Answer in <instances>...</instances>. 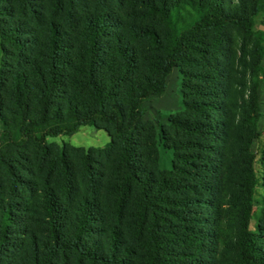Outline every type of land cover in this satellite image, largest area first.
<instances>
[{
  "label": "trees",
  "instance_id": "trees-1",
  "mask_svg": "<svg viewBox=\"0 0 264 264\" xmlns=\"http://www.w3.org/2000/svg\"><path fill=\"white\" fill-rule=\"evenodd\" d=\"M261 1L253 0L248 17L235 12L232 0L144 1L145 14L159 18L164 31L148 24L130 28L131 34L147 43L142 53L130 44L128 33L114 16L104 13L86 17L76 49L62 39L55 24L49 29L45 53L37 50L33 36L19 34L22 29L17 23L6 22L0 27L2 45L9 44L14 51L12 65L0 64V117L4 119L0 167L9 177L7 191L17 198L1 207L0 264H50L71 253L76 261L88 264H135L133 251L124 245L117 230H111L102 244L91 240L97 205L90 198L79 201L73 228L66 229L63 218L67 209L48 185L41 204L46 238H29L26 257L6 259L13 228L22 226L26 217V199L22 197L27 192L32 196V182L47 180V174L57 171L68 195L74 187L69 159L52 153L47 137L73 134L88 123L105 129L119 148L116 167L122 176L115 188L116 209L121 211L136 190L135 225L145 234L140 264H210L208 258L221 241L222 230L215 226L225 205L238 211L235 264H264V235L249 228L255 184L252 155L236 180L235 191L229 192L223 183L234 125L229 111L236 106L237 95L221 63L208 60L204 47L211 34L213 46L220 47L228 24L251 33ZM73 2L67 0L70 12ZM187 9L196 17L180 23L179 13ZM8 15L7 5H0V16ZM195 66H199L192 73L196 86L188 77L182 86L184 108L191 118L169 119V128L182 139L168 137L162 128V138L173 150L174 159L171 176L156 180L140 159L144 101L163 94L173 68L182 67L189 75L187 68ZM3 92L10 101L8 116ZM258 99L255 85L241 114L254 134L264 116ZM9 149H33L39 171L28 167L19 173L6 156ZM208 156L215 157L212 166L196 169L198 161ZM24 234L29 236L28 231ZM191 254L193 257L188 256Z\"/></svg>",
  "mask_w": 264,
  "mask_h": 264
},
{
  "label": "rangeland",
  "instance_id": "rangeland-1",
  "mask_svg": "<svg viewBox=\"0 0 264 264\" xmlns=\"http://www.w3.org/2000/svg\"><path fill=\"white\" fill-rule=\"evenodd\" d=\"M144 1L147 0H74L70 12L67 0H3L0 5H7L11 15L0 16V27L5 26L6 22L17 23L22 29L19 34L28 35L29 38L33 36L37 42V50L45 53L49 29L55 24L62 31V39H65L68 45L76 49L80 44L79 33L82 31L86 17L104 13L114 16V21L117 20L116 23L123 26V31L128 33L130 44L136 48L137 52L142 53L146 49L147 43L136 33L135 35L131 34L130 28L135 29L148 24L156 27L159 31H164V25L159 18L145 14ZM232 1L236 3L235 12L239 16H249L253 0ZM261 2V9L254 16L251 33L246 34L236 25L228 24L220 47L213 46L212 34L208 36V43L204 47L207 50L208 60H217L218 63H221L227 75V81L237 95L236 106L229 111L230 116L234 117V125L226 162L229 168L223 171V183L228 187L229 192L235 191L236 180L243 175L247 159L252 155L255 184L251 195L249 228L264 235V116L260 117L257 122V134L251 132L250 127L241 120L244 105L255 85L261 111L264 113V1ZM178 17L180 23H188L196 16L187 9L182 10ZM13 53L9 44L2 45L0 37V64L12 65ZM199 66L187 68V71H190L189 75H186L187 72L182 67L173 68L167 76V85L163 94L150 96L144 101L143 129L139 136L141 140L140 159L150 171V176L156 180L171 176L170 170L174 159L173 150L162 138L161 130L163 128L166 135L173 139L184 138L172 132L169 128V119L171 116L183 119L191 118L184 108L182 86L186 77L193 79V87L196 86L192 73ZM2 96L4 111L8 116L10 101L5 92L2 93ZM3 121L4 119L0 117V130L3 128ZM47 142L52 153L65 154L69 159L74 174V187L70 191L71 194L68 195L62 187L57 171L47 174V180L41 178L38 182H32V196L27 192L22 197L26 199V217L22 226L13 228L12 238L9 239L10 250L7 252L10 257L7 256L6 259L12 258L15 261L17 258L26 257L25 252L28 248L29 238L30 240L46 238L43 230L41 204L43 189L48 185L57 192L60 201L67 209L63 218L66 227H68L66 229L73 228L79 201L88 197L97 205L96 218H94L96 230L95 234H92L91 240L102 244L108 239L111 230L115 229L125 241L124 245L129 246L133 251V262L140 264L139 255L145 249V234L140 232L135 225L136 190L134 189L121 211L116 209L114 205L115 188L121 181L122 172L116 167L119 148L112 144L109 133L93 123H88L82 125L73 134L48 136ZM6 156L12 159L21 174L25 173L26 169H29L28 167L37 171L40 169L38 168L39 161L35 160L36 152L33 149L18 152L9 149ZM30 159L34 161V164L30 162ZM214 159V156H208L206 160L198 161L195 168L211 167ZM8 181L6 170L0 167V183H4L0 185V211L3 205L17 199L7 191ZM193 195L188 194L190 197ZM28 196L29 198H27ZM237 213L235 206L225 205L221 210L220 216L217 218L218 226H215L222 230V234L219 236L221 241L218 242L219 245L214 255H210L208 258L210 264H235V242L238 234ZM23 228L25 230L22 233ZM25 231L29 232L30 237L28 234H24ZM262 242L264 247V236ZM188 256L193 257L192 254ZM50 264L88 263L76 261L75 255L71 253L65 260L58 259Z\"/></svg>",
  "mask_w": 264,
  "mask_h": 264
}]
</instances>
